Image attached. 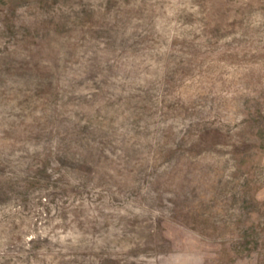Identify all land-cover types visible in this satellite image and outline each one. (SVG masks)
<instances>
[{"label": "rangeland", "instance_id": "1", "mask_svg": "<svg viewBox=\"0 0 264 264\" xmlns=\"http://www.w3.org/2000/svg\"><path fill=\"white\" fill-rule=\"evenodd\" d=\"M0 264H264V0H0Z\"/></svg>", "mask_w": 264, "mask_h": 264}]
</instances>
